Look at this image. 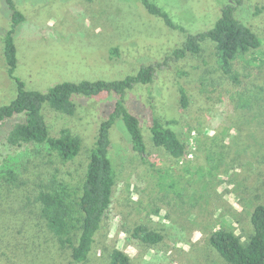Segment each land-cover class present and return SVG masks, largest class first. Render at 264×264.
Segmentation results:
<instances>
[{
	"label": "rangeland",
	"instance_id": "1",
	"mask_svg": "<svg viewBox=\"0 0 264 264\" xmlns=\"http://www.w3.org/2000/svg\"><path fill=\"white\" fill-rule=\"evenodd\" d=\"M13 1L25 16L14 35L16 74L28 89L42 92L63 81L135 74L142 64L164 60L188 33L211 27L224 5L236 3L150 0L170 14L177 25L171 27L142 0ZM236 16L262 41L238 64V82L218 69L215 43L209 40L200 54L170 61L152 83L137 84L125 94L150 149L145 157L134 151L123 120L117 119L109 150L117 171L113 208L86 264H109L115 248L135 264H230L211 245L212 232L224 228L243 242L249 240L252 212L264 204V0H242ZM11 21L8 1L0 0V107L17 95L4 57L3 36ZM182 87L188 106L181 102ZM118 98L75 95L74 116L46 109L53 134L68 127L82 138L81 156L69 166H58L60 173L46 153L42 156L33 147L21 160L16 154V174L9 160L3 167L0 161V264H69L71 250L62 248L46 226L37 193L52 177L78 181L97 127ZM154 117L175 121L170 126L189 144L187 156L174 160L153 144ZM18 120L0 124V139ZM140 224L161 233L162 240L147 246L129 239V231Z\"/></svg>",
	"mask_w": 264,
	"mask_h": 264
},
{
	"label": "trees",
	"instance_id": "2",
	"mask_svg": "<svg viewBox=\"0 0 264 264\" xmlns=\"http://www.w3.org/2000/svg\"><path fill=\"white\" fill-rule=\"evenodd\" d=\"M7 1L12 10V21L3 36L4 57L8 75L16 83L17 95L10 103L0 107V124L15 117H19L20 120L0 139L2 167L5 159L13 161L8 162V165H11L15 172V169H18L16 154H21V160L30 154L33 147L42 156L46 153L48 161L52 166L56 165L55 168L60 173L62 167L58 166L62 164L69 166L81 156L82 138L68 127H63L57 134H53L46 109L74 116L77 111V103L73 100L75 95L96 97L109 93L119 96L113 109L97 127L95 139L86 154L85 164L78 170L80 175L78 181L70 183L54 177L49 178L36 198L40 214L49 231L62 248L71 250L69 264H86L92 254L96 235L113 208L117 171L109 156V150L112 144L110 130L117 119L123 120L134 151L145 157L150 149L138 116L125 104L124 97L127 91L137 84L152 83L158 71L170 61L179 60L188 54H200L203 43L209 40L215 43L218 69L238 82V64L246 60L247 53L258 49L262 41L252 26L236 16L237 6L242 3V0H236V3H228L222 7L221 15L211 27L196 33H188L182 45L166 55L164 60L142 64L135 74L113 80L63 81L42 92L28 89L25 81L16 74L19 59L14 35L25 16L16 8L13 0ZM142 1L152 15L161 17L168 26L177 27L170 14L162 7L150 0ZM113 51L118 52V49L115 48ZM261 79V90L264 91V75ZM180 89L182 105L188 106L186 89L184 87ZM174 122V120L162 122L154 117L150 125V135L156 147L163 148L174 160H179L187 156L189 144L170 126ZM251 223L253 233L245 242L241 241L236 233L224 228L212 232L211 245L228 263L264 264V204L254 208ZM129 232L131 234L129 239L133 237L147 246L157 244L163 238L161 233L142 224ZM109 264L135 263L125 251L115 248L111 252Z\"/></svg>",
	"mask_w": 264,
	"mask_h": 264
}]
</instances>
